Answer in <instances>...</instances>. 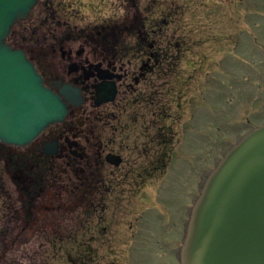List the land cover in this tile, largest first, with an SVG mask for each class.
I'll return each mask as SVG.
<instances>
[{"label": "rangeland", "instance_id": "1", "mask_svg": "<svg viewBox=\"0 0 264 264\" xmlns=\"http://www.w3.org/2000/svg\"><path fill=\"white\" fill-rule=\"evenodd\" d=\"M115 1L93 3L108 14ZM135 1L137 8L133 2L126 3L117 12L121 17L127 14L128 26L130 12L133 16L140 13L137 27L151 29L147 18L153 12L168 20L166 38L155 39L160 47L159 63L152 60L148 73L141 72L146 63L141 52L149 50L150 39H112L114 52L127 54L122 62L131 72L121 94L127 86L134 87L130 99L135 101L122 121L131 135L126 141L141 153L130 157L141 173L151 170L152 174L137 178L138 193L127 186L118 209L89 211L78 194L70 191V176L57 164L44 177L37 218H26V205L17 225L20 228L8 235L4 233L15 221L0 199V264H179L188 214L202 190L201 178L205 180L242 135L264 124V71L253 45V40L261 45L264 39V0ZM78 10L81 18L93 14L89 8ZM22 23L14 28L9 43L37 46L38 59L54 74L61 70L62 61L51 49L62 39H19L28 20ZM69 40L79 49L84 39ZM37 41L43 44L36 45ZM121 94L119 101L126 99ZM117 100L109 102L113 114ZM111 124L110 131L117 132L116 121ZM151 164L158 170L152 172ZM57 205L61 210L48 213L45 209ZM100 217L112 223L108 234L100 230L104 225ZM88 221L92 223L89 232L85 228Z\"/></svg>", "mask_w": 264, "mask_h": 264}, {"label": "flooded vegetation", "instance_id": "2", "mask_svg": "<svg viewBox=\"0 0 264 264\" xmlns=\"http://www.w3.org/2000/svg\"><path fill=\"white\" fill-rule=\"evenodd\" d=\"M72 1L73 3L65 4L63 0H40L31 12L28 23L23 22L26 24L18 37L19 39H62L57 40V44L51 49L52 55L55 57L59 55L57 58H60L64 66L57 71L58 73L54 74L44 62L38 59L40 55H38L37 46L32 49L20 44L13 45L25 51L45 80L47 87L51 88V83L58 81L73 86L80 92L82 105L72 106L62 123L49 126L29 144L17 146L0 142V190L3 191L0 193V199L5 205L7 204L8 215L12 221H15L14 226L12 225L13 227L4 235L14 233L20 228L17 225L20 223L19 220L26 205H28L26 218L33 220L37 218L35 214L37 205L45 191L44 177L46 172L54 170L57 164H60V168L63 167L70 176L68 182L70 191L78 194L79 200L89 211L102 209L101 211L105 212L118 209V201L121 199V194L126 192L127 186L130 189L134 187V193H138L137 178L149 177V174H152L151 170L141 173L138 170L137 161L130 157L141 153L138 148L131 147L126 141L131 135L128 131L129 126L122 121L135 101L130 99V93H133L131 90H134V87L132 84L127 86V92L121 94L124 85L131 80V72L125 62H122L127 54H120L119 51L115 53L113 40L150 39L149 50L141 52L145 53L143 55L146 57V63L143 64L141 72L148 73L152 70V60L159 63L160 47L155 39L166 38L164 28L168 20L165 19L164 13L160 18L156 12H153L152 17L147 18L151 29L144 26L137 27L135 23L141 21L140 13L133 16L130 12L131 26H128L130 23L127 21V14L124 15V13L121 17L117 15V12L122 7L124 9L126 3L133 2V6L137 8L135 0H116L112 3L108 14L96 9L100 7L99 3H93L103 0H88L87 3L81 0ZM128 5L130 7L131 4ZM88 8L93 12L92 16L81 18L82 13L78 9ZM13 30L8 39L14 34ZM69 39L84 40H82V46L75 49L73 42ZM260 43L261 45L253 40V45L258 49V55H261L260 63L263 65L261 69L264 71V39H261ZM39 44H43V41L36 42V45ZM166 44L170 48L168 41ZM165 50L164 47L163 57H165ZM140 74L144 76L145 73ZM136 80L139 83V80ZM106 83H115L117 93L115 100L120 94L126 97V99L117 100L119 103L115 109H112L115 110L114 114L111 113L109 102L101 104L102 106L96 104L97 88ZM55 93L58 91L55 90ZM113 120L118 125L117 132L110 131L113 128L111 124ZM113 136H116V139ZM150 167L152 172L158 170L154 164ZM128 182L133 186H129ZM203 182L204 179L201 178L200 190ZM133 199L128 198V201ZM114 206L116 208H113ZM61 208L57 205L45 209L48 213H53ZM65 209L67 210L66 206ZM99 219V223L104 224L100 225V230L103 234H108V227H112L109 225L111 222L107 217ZM53 224L58 228L60 226L57 220H53ZM32 225L35 226V221ZM85 228L89 232L92 229V223L85 222ZM88 249L86 246L85 250Z\"/></svg>", "mask_w": 264, "mask_h": 264}, {"label": "water", "instance_id": "3", "mask_svg": "<svg viewBox=\"0 0 264 264\" xmlns=\"http://www.w3.org/2000/svg\"><path fill=\"white\" fill-rule=\"evenodd\" d=\"M40 0H0V141L24 146L62 123L79 90L51 88L24 50L8 43ZM55 90L58 93H55ZM97 106L116 97L115 83L97 88ZM179 264H264V125L243 136L210 171L186 224Z\"/></svg>", "mask_w": 264, "mask_h": 264}]
</instances>
